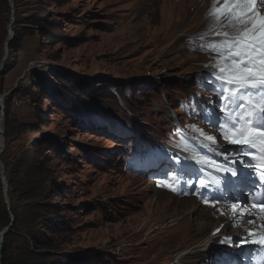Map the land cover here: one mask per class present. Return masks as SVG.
I'll return each instance as SVG.
<instances>
[{
	"label": "rangeland",
	"instance_id": "374dc122",
	"mask_svg": "<svg viewBox=\"0 0 264 264\" xmlns=\"http://www.w3.org/2000/svg\"><path fill=\"white\" fill-rule=\"evenodd\" d=\"M206 1L0 0V166L7 185L5 201L0 177V247L13 259L19 249L17 264H174L205 239L197 220L212 215L209 209L192 213L193 199L151 193L120 168L117 153L126 144L75 118L91 122L99 108L162 135L164 116L193 89L195 72L232 59L194 53L195 40L187 46V37L215 26L202 24ZM10 30L19 48L6 45ZM233 31L223 23L212 42ZM228 68L217 70L227 75ZM103 88L115 98H101ZM199 92L204 102L207 92ZM8 122L15 126L5 138ZM9 178L23 189L9 190ZM178 217L184 221L168 226ZM33 244L50 248L32 258L26 248Z\"/></svg>",
	"mask_w": 264,
	"mask_h": 264
},
{
	"label": "trees",
	"instance_id": "16d2710c",
	"mask_svg": "<svg viewBox=\"0 0 264 264\" xmlns=\"http://www.w3.org/2000/svg\"><path fill=\"white\" fill-rule=\"evenodd\" d=\"M25 30L27 29H24V31H22V34H25L27 32H25ZM8 47L9 48H13V47H18V43L16 42V40H13L11 41L9 44H8ZM2 83V81H0ZM60 87V90L65 92V91H68L65 87H63V85H59ZM81 93V92H80ZM101 98L103 99H112L113 96H112V93L107 90V89H102L101 92H99L98 94ZM8 104V103H7ZM14 124L12 122H8L7 124H5V131H4V137L5 138H10V134H11V130L14 128ZM7 182H8V189L11 190V191H14V190H22L23 187H24V184L23 185H20V184H17L16 182V179H12V178H9L7 179ZM13 214V218L15 220V222L17 221L18 217L16 215ZM50 247L47 246V245H43V246H37L36 244H33L32 245V249H30V247L26 248L27 249V255L28 256H31L32 258H39V255H36L38 254L37 252H39L41 249H49ZM6 250H8L6 248V245L3 243V245L0 247V264H17L18 261H20V257L18 255H20L22 252L18 251L19 249H16V254L18 253V255H16V258H12V254H13V251H11L10 249L8 250V252H6Z\"/></svg>",
	"mask_w": 264,
	"mask_h": 264
},
{
	"label": "bare ground",
	"instance_id": "6f19581e",
	"mask_svg": "<svg viewBox=\"0 0 264 264\" xmlns=\"http://www.w3.org/2000/svg\"><path fill=\"white\" fill-rule=\"evenodd\" d=\"M204 30V29H203ZM191 34V33H190ZM198 34V33H197ZM189 35V34H188ZM190 36V35H189ZM179 39V38H178ZM236 39V38H235ZM196 45V44H195ZM222 51H224V50H222ZM218 52H220V51H218ZM224 52H226V51H224ZM229 59V58H228ZM230 65H236L234 68L235 69H238V68H240V65L236 62V61H233V62H231L230 63ZM211 73H213V71H210ZM0 123L2 124L3 123V120H1L0 121ZM0 143H1V141H0ZM184 202H187V201H190L191 199H182ZM191 204V203H190ZM180 205H181V208L183 209V210H185L184 209V205L183 204H181L180 203ZM196 207V208H195ZM195 208V209H194ZM198 208H200V206H196V205H194L193 206V208H189V209H191L192 210V213H197V211L199 210ZM188 209V210H189ZM194 209V210H193ZM187 211V210H186ZM241 211H244L245 213V215H248V218H246L247 220H249V219H252L253 217V213L251 214L248 210H244V209H241L240 211H238V212H235V213H232V216L234 215L235 217H241V215H240V212ZM198 215H200V213L198 214ZM180 219H181V221H184V218H183V220H182V217H178L177 219H173L172 221H170L169 222V224H168V226H172V225H177L178 224V222L180 221ZM216 226H218V225H216ZM216 226H213L212 228H214V227H216ZM256 226H257V222H255V224H254V228H256ZM157 228V227H156ZM155 229V228H154ZM200 232V231H199ZM188 232H186L185 234H184V236H186V234H187ZM214 242H215V237H211V236H206L205 237V239H203L202 241H200L199 243H197L196 245H194V246H192L189 250H187L186 252L184 251V252H181L180 254H178L176 257H175V261H174V264H179V262H181V261H183V260H185L186 259V257L187 256H196V255H200V253H206L208 250H209V248L210 247H212L213 246V244H214Z\"/></svg>",
	"mask_w": 264,
	"mask_h": 264
},
{
	"label": "water",
	"instance_id": "95a60500",
	"mask_svg": "<svg viewBox=\"0 0 264 264\" xmlns=\"http://www.w3.org/2000/svg\"><path fill=\"white\" fill-rule=\"evenodd\" d=\"M11 31V30H10ZM9 31V32H10ZM10 37L6 40V45L11 41V39H12V37H13V32L11 31V33H10V35H9ZM2 101V97H0V102ZM0 125L2 126L3 125V123L1 124L0 123ZM0 141H1V139H0ZM2 149H3V143H2V141H1V143H0V153L2 152ZM0 177H1V180H2V182H3V197H4V199H5V201H7V197H6V182H5V178H4V169H3V167L2 166H0ZM1 237L3 238L4 237V232L2 233V235H1Z\"/></svg>",
	"mask_w": 264,
	"mask_h": 264
}]
</instances>
